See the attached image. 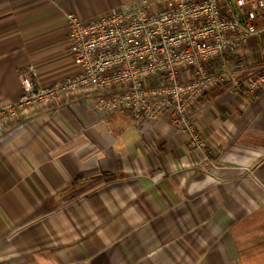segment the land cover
I'll return each mask as SVG.
<instances>
[{"label": "crops", "instance_id": "crops-1", "mask_svg": "<svg viewBox=\"0 0 264 264\" xmlns=\"http://www.w3.org/2000/svg\"><path fill=\"white\" fill-rule=\"evenodd\" d=\"M127 1L0 0V108L23 66L39 83L77 72L68 14ZM260 28L232 61L247 75L264 68ZM63 104L0 121V264H264V90L198 102L212 170L167 119Z\"/></svg>", "mask_w": 264, "mask_h": 264}, {"label": "built area", "instance_id": "built-area-1", "mask_svg": "<svg viewBox=\"0 0 264 264\" xmlns=\"http://www.w3.org/2000/svg\"><path fill=\"white\" fill-rule=\"evenodd\" d=\"M67 17L77 72L39 83L35 65L21 67L23 93L0 108V121L85 98L106 115L128 112L137 125L167 119L188 134L197 165L215 168L196 106L216 87L247 97L263 92L264 68L247 75L232 61L260 34L264 0H130L88 19Z\"/></svg>", "mask_w": 264, "mask_h": 264}]
</instances>
